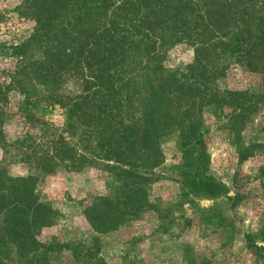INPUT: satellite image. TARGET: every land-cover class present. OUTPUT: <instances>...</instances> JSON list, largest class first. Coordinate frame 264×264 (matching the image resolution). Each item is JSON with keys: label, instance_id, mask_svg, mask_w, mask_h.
Returning a JSON list of instances; mask_svg holds the SVG:
<instances>
[{"label": "rangeland", "instance_id": "obj_1", "mask_svg": "<svg viewBox=\"0 0 264 264\" xmlns=\"http://www.w3.org/2000/svg\"><path fill=\"white\" fill-rule=\"evenodd\" d=\"M96 2L90 0L87 6L95 7ZM19 3L20 0H0V43L6 46L17 45L32 33L33 21L16 13ZM112 12L106 13L109 21L114 20ZM90 17L91 20H80L83 29L95 30L103 24V19H97L94 14ZM56 20L57 25L63 27L68 14L59 11ZM163 33L164 39H170L163 30L161 36ZM78 37L70 35V38ZM166 45L162 50L157 45L154 49L158 58L156 71L153 66L143 70V65L147 64L139 52H125L121 62L115 64L113 74L122 79L127 77L131 84L127 95L133 107L128 116L121 118L125 124L143 126L142 117L156 104L158 89L161 87L163 93L168 94L170 88L165 84L171 75L183 89H198L194 96L198 95L201 104L215 90L218 105L196 106L194 128L203 142L202 149H196V153L204 154L207 174L224 184L226 193L207 199L188 190L181 177L186 168L180 165L177 132L158 142V152L138 148L142 161L149 158V169L141 183L127 186L126 194L110 169L113 164L106 165L97 158L87 156L82 164L66 162L52 172L42 173L31 164L3 157L0 151V169L6 170L15 185L25 183L30 197L49 207L51 225L36 234L35 241L52 243V251L37 263L33 259L28 262L11 247V251L5 253L8 259L3 262L264 264L262 254L253 248L254 245L264 248V243L257 239L264 227V58L248 65L232 57L213 56V62L203 63L204 70L219 66L223 74L207 82L195 71L198 69L194 67L193 47L182 42ZM62 46L71 50L74 44ZM30 53V59L40 58L39 50ZM14 62L0 56V83H7V74L12 71ZM200 68L203 69L201 65ZM68 76L60 86V94L79 95L82 91L81 82L76 80L79 77ZM230 92L239 94L236 96L239 104L234 105V109L223 101V96ZM180 93L177 89L170 95L173 99ZM20 101L21 96L16 91H7L6 113L0 131L8 143L25 134L26 127L16 111ZM37 116L58 130L65 119L58 106L46 101ZM67 139L72 146H77L76 137ZM74 152L82 154L78 149ZM124 195H131L136 210L118 214L112 223L102 222L101 226L91 221L88 213L102 211L104 199L117 206ZM245 235H250V242L245 240Z\"/></svg>", "mask_w": 264, "mask_h": 264}, {"label": "trees", "instance_id": "obj_2", "mask_svg": "<svg viewBox=\"0 0 264 264\" xmlns=\"http://www.w3.org/2000/svg\"><path fill=\"white\" fill-rule=\"evenodd\" d=\"M89 1L20 0L16 7L17 15L31 19L34 25L32 33L17 45L0 43V56L15 61L7 74V83H0V125L6 113L7 91L14 90L21 96L16 111L26 129L23 136L9 143L0 131L2 156L31 164L42 173L52 172L66 162L82 164L87 156L97 158L106 165L113 164L110 169L125 190L130 184L141 183L149 169V158L142 161L138 148L158 152V142L177 132L180 165L186 168L181 177L188 190L207 199L223 196L225 185L207 174L204 154L196 153L203 142L193 118L196 106L218 105L217 92H211L201 104L198 95L194 96L198 89H183L171 75L165 84L170 88L168 94L161 87L158 89L156 104L146 110L143 126L138 127L125 124L121 118L128 116L133 107L127 95L130 80L113 72L125 52H139L147 64L143 70L153 66L156 71V45L162 50L167 43L176 42L194 48V67L198 71L190 68L207 82L223 74L219 66L204 70L203 63L209 64L213 56L232 57L251 65L264 58V0H96L95 7L87 6ZM111 10L114 20L109 21L106 13ZM59 11L68 14L63 27L56 22ZM91 14L103 19V24L95 30L83 29L80 20H91ZM126 21L130 23L127 25ZM162 30L170 39H164V33L161 36ZM63 44L74 46L67 50ZM35 50H39L40 58L30 59V52ZM66 74L80 78H76L82 85L79 95L60 94ZM177 89L181 93L172 99L170 94ZM236 96L239 94L226 93L224 105L231 108L238 105ZM44 101L62 110L65 119L61 129L37 116ZM72 136L78 142L76 147L67 142ZM74 149L82 154L78 155ZM103 208L93 215L88 213L98 226L112 223L118 214L136 210V203L131 195H124L117 206L104 199ZM50 225L49 207L30 197L25 183L15 185L6 170L0 169V264H6L5 253L11 248L28 262L31 259L39 262L52 251V243L38 244L35 237ZM244 238L250 242V235ZM257 239L264 243V227ZM253 248L264 258V248L256 245Z\"/></svg>", "mask_w": 264, "mask_h": 264}]
</instances>
